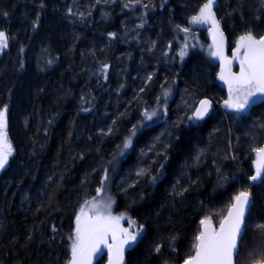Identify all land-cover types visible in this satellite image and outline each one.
<instances>
[{
    "label": "trees",
    "instance_id": "16d2710c",
    "mask_svg": "<svg viewBox=\"0 0 264 264\" xmlns=\"http://www.w3.org/2000/svg\"><path fill=\"white\" fill-rule=\"evenodd\" d=\"M206 2L0 0V110L13 148L0 172V264H65L81 204L111 173L115 212L143 228L124 264L184 263L200 221L217 227L241 191L253 202L235 264H264V179L248 182L264 97L245 114L219 108L208 29L190 22ZM213 14L227 55L241 36H264V0H214ZM205 97L213 113L189 119Z\"/></svg>",
    "mask_w": 264,
    "mask_h": 264
},
{
    "label": "snow or ice",
    "instance_id": "6c2138e0",
    "mask_svg": "<svg viewBox=\"0 0 264 264\" xmlns=\"http://www.w3.org/2000/svg\"><path fill=\"white\" fill-rule=\"evenodd\" d=\"M214 0H207L190 21L193 24L211 23L214 29V51L212 55L221 61L219 79L228 86L229 98L224 106L235 112H242L250 103H255L252 97H264V37L254 38L252 34L241 36L232 58L224 56L223 34L213 14ZM35 27V24H34ZM187 32L188 29H183ZM219 37V39H217ZM7 47V36L0 31V48ZM183 51L181 55H183ZM239 63V72H232V63ZM104 71H107L105 66ZM167 96V92H165ZM211 107L207 99L201 100L189 119H202ZM146 119L151 120L155 111L144 113ZM134 134V133H133ZM131 139L125 141L123 147L127 149ZM257 159L256 174L250 179L256 181L264 179V147L255 149ZM13 148L6 133V106L0 110V169H3L12 155ZM142 175L143 171L137 173ZM155 179V178H153ZM97 189V195L101 194ZM250 204V194L241 191L234 197V203L228 209L227 216L221 221L219 229L211 227L209 219L200 221L202 230L196 236L194 244L195 255H189L184 264H233V255L237 249V239L241 235L244 225L245 212ZM111 202H87L86 208L80 209L76 217V231L71 245L70 264H91L92 257L101 251V246L107 247L109 264H121L125 245L137 239V233L120 227L122 216H112ZM130 226L134 222H129ZM264 227V226H262ZM159 251V247L156 249Z\"/></svg>",
    "mask_w": 264,
    "mask_h": 264
},
{
    "label": "rangeland",
    "instance_id": "374dc122",
    "mask_svg": "<svg viewBox=\"0 0 264 264\" xmlns=\"http://www.w3.org/2000/svg\"><path fill=\"white\" fill-rule=\"evenodd\" d=\"M8 43V42H7ZM4 48H0V50H2ZM254 97H252L251 99H253ZM226 100V99H225ZM219 108L221 109L222 108V104H218ZM5 109V108H4ZM3 109V110H4ZM222 110V109H221ZM6 114H7V108H6ZM192 114V113H191ZM237 114V113H236ZM157 116V115H156ZM191 117V116H190ZM160 123V126L162 127H159V133L161 135L165 134V135H170V129H171V124L170 123H167L165 121V119H161L158 121ZM157 122V123H158ZM6 133H7V130H6ZM8 137V135H7ZM9 140V138H8ZM10 142V140H9ZM163 138L161 137L160 140L156 143V142H153L152 143V146L151 147V150H150V153H153L152 155L156 154L157 151L159 150L157 147H159V143H160V147L163 146ZM12 155H13V152H12ZM12 155L9 157V160L11 159ZM8 160V162H9ZM8 164V163H7ZM7 164L5 165V167L7 166ZM4 167V168H5ZM3 168V169H4ZM3 169H0V172L3 170ZM160 167L157 169V177L160 176ZM115 175L113 173L109 174V175H104V180H103V188H102V191H101V194L98 196L97 195V191L96 193L94 194L93 197L91 198H88L86 199L80 206L79 210H78V213L76 215V217L80 214V209L83 207V208H86L87 207V202L89 201H98V202H108L110 201L111 202V208H110V212H111V215L112 216H116V217H120L122 216L123 219L120 220V227L121 228H126L128 229L130 232H135L137 233V239L133 242H131L130 244L128 245H125V249H124V253H123V260L121 262V264H124V254L126 252V250H128L129 248L133 247L134 244L137 242V240L139 239V237H141V234L143 232V228L137 226L135 223H132L131 226H130V221L133 222L127 215V213L125 212H115V209H114V198H113V188H114V177ZM101 188V187H100ZM212 224V223H211ZM75 231H76V220H75V224H74V228H73V231L70 233V234H67L65 236V239L67 240L68 242V259L66 260L65 264H70V261H71V245H72V240L74 238V235H75ZM101 264H109V252H107L105 254V258L103 260V262Z\"/></svg>",
    "mask_w": 264,
    "mask_h": 264
},
{
    "label": "water",
    "instance_id": "95a60500",
    "mask_svg": "<svg viewBox=\"0 0 264 264\" xmlns=\"http://www.w3.org/2000/svg\"><path fill=\"white\" fill-rule=\"evenodd\" d=\"M205 25L207 26V27H209V29H208V37H209V41H210V44H211V46H214V42H213V32H214V29H213V26H212V24L211 23H205ZM219 26V25H218ZM219 32L220 33H222L221 32V30H220V28H219ZM262 37H264V36H262ZM217 39H219V37H217ZM240 40V39H239ZM238 40V41H239ZM238 43V42H237ZM237 45V44H236ZM223 52H224V56L225 57H227V58H229V59H231L232 58V56H227V54H226V44H225V40H224V37H223ZM217 62H218V65H219V73H220V70H221V61H220V59L217 57ZM238 64L239 65V63L237 62V61H233V63H232V67H233V65L234 64ZM233 72V71H232ZM239 72V70L237 71V72H233V73H238ZM224 83V82H223ZM225 84V83H224ZM227 86V85H226ZM228 87V86H227ZM262 97H255L254 99H252V100H254L255 101V103L259 100V99H261ZM204 99H207L209 102H210V104H211V107L209 108V110H208V112L204 115V117L202 118V119H199V120H197V119H195V118H192L195 122H203V121H205L212 113H213V111H214V109H215V105H214V103H213V101L211 100V99H209V98H207V97H205V98H202V99H200L199 100V102L197 103V105H196V107L195 108H197V107H199V103H200V101L201 100H204ZM255 103H252L251 101H250V103L246 106V108L242 111V112H237V113H239V114H245L246 112H247V110L250 108V107H252ZM195 110V109H194ZM228 111H233V110H230V109H228ZM194 112V111H193ZM192 116H193V114H192ZM261 147H264V139H263V142H262V145H261ZM260 147V148H261ZM256 159H257V156H256V152L254 153V156H253V160H252V163H251V170H252V175L251 176H253V175H255L256 174V164H255V161H256ZM250 176V177H251ZM262 176H264V173H262ZM250 177L248 178V182L251 184V186L252 187H254V186H258L261 182H262V180L263 179H258V180H256V181H253V180H251L250 179ZM249 194H250V204H249V206H248V208L246 209V212H245V218H244V225L242 226V231H241V235L238 237V239H237V249H236V251L234 252V255H233V264H235V259H236V257H237V254H238V251H239V246H240V241H241V239H242V237H243V234H244V230H245V220H246V217H247V215H248V213H249V211H250V209H251V207H252V194H251V191H249L248 192ZM234 203V201L232 202V204ZM231 204V205H232ZM231 205H230V207H231ZM229 207V208H230ZM228 208V209H229ZM227 214H228V210H227V213L225 214V216H224V218L227 216ZM223 218V219H224ZM222 219V220H223ZM221 220V221H222ZM221 223V222H220ZM219 226H220V224L217 226V227H215L214 225H212L211 224V227L212 228H214V229H219ZM202 225L200 226V231L202 230ZM108 252V248L107 247H104V246H101V251L100 252H98V253H96L93 257H92V261H91V264H97L104 256H105V254ZM192 255H195V249H194V252H193V254ZM182 264H184V263H182Z\"/></svg>",
    "mask_w": 264,
    "mask_h": 264
},
{
    "label": "flooded vegetation",
    "instance_id": "af4514ba",
    "mask_svg": "<svg viewBox=\"0 0 264 264\" xmlns=\"http://www.w3.org/2000/svg\"><path fill=\"white\" fill-rule=\"evenodd\" d=\"M203 25V28H207V29H209V27H207L205 24H202ZM215 49H214V46H211V57L217 62V57H214L213 55H212V52L214 51ZM235 51V50H234ZM226 54H227V52H226ZM227 56H232V54L231 55H227ZM217 64H218V62H217ZM239 70V65L236 63V64H234L233 65V67H232V71L233 72H237ZM218 82H219V85L221 86V88L226 92V100L229 98V93H228V87L226 86V84H224L223 83V81H221L220 79H219V72H218ZM256 98L257 97H259V96H255ZM226 100H222L219 104H222V110L223 111H225V112H227V113H237V112H235V111H228V108H226L225 106H224V102L226 101ZM199 102V101H198ZM197 105V104H196ZM196 107V106H195ZM195 109V108H194ZM231 110V109H230ZM194 111V110H193ZM193 111H192V114H193ZM192 114H191V117H192ZM237 114H239V113H237ZM191 120H193V119H191ZM194 121V120H193Z\"/></svg>",
    "mask_w": 264,
    "mask_h": 264
},
{
    "label": "bare ground",
    "instance_id": "6f19581e",
    "mask_svg": "<svg viewBox=\"0 0 264 264\" xmlns=\"http://www.w3.org/2000/svg\"><path fill=\"white\" fill-rule=\"evenodd\" d=\"M247 192H249V191H247ZM252 194V193H251ZM253 202V201H252Z\"/></svg>",
    "mask_w": 264,
    "mask_h": 264
}]
</instances>
